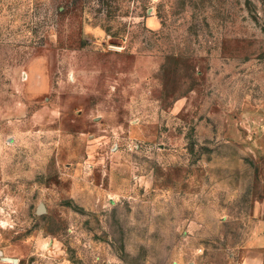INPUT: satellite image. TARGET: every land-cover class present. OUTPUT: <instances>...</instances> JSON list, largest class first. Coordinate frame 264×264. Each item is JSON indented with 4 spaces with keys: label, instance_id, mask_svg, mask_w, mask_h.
<instances>
[{
    "label": "rangeland",
    "instance_id": "374dc122",
    "mask_svg": "<svg viewBox=\"0 0 264 264\" xmlns=\"http://www.w3.org/2000/svg\"><path fill=\"white\" fill-rule=\"evenodd\" d=\"M0 264H264V0H0Z\"/></svg>",
    "mask_w": 264,
    "mask_h": 264
}]
</instances>
